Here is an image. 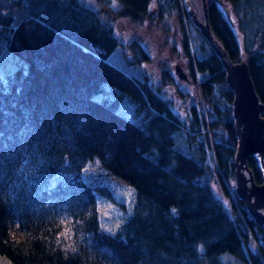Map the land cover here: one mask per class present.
I'll return each instance as SVG.
<instances>
[{"label": "trees", "instance_id": "obj_1", "mask_svg": "<svg viewBox=\"0 0 264 264\" xmlns=\"http://www.w3.org/2000/svg\"><path fill=\"white\" fill-rule=\"evenodd\" d=\"M9 1L28 16L16 23L0 10V45L28 68L8 87L0 79V253L15 264H225L217 255L228 251L264 264V229L235 193L228 212L213 187L215 178L226 192L234 186L233 92L185 0L167 3L192 34L183 45L195 82L206 73L198 85L214 114L210 131L202 109L193 106L187 127L152 83L108 60L121 41L82 0ZM119 1L120 15L141 20L150 13L152 0ZM208 11L215 36L240 60L241 42L216 1ZM247 61L264 103V51ZM126 96L128 115L117 110ZM96 156L108 171L100 174L136 189L114 232L100 226L95 206L99 195H111L108 182L81 175Z\"/></svg>", "mask_w": 264, "mask_h": 264}, {"label": "rangeland", "instance_id": "obj_2", "mask_svg": "<svg viewBox=\"0 0 264 264\" xmlns=\"http://www.w3.org/2000/svg\"><path fill=\"white\" fill-rule=\"evenodd\" d=\"M82 1L87 6L99 11L101 19L114 27V31L121 41V45L117 46L107 57L108 60L129 74L147 79L152 83L158 92L171 102L174 110L181 116L180 118L183 119L187 127L194 119L193 106L202 109L206 118L205 127L210 131V120L214 114L210 113L211 106L198 85L199 79L206 73L196 75V83L194 76L192 81H186L178 78L174 71L177 63L184 66L191 64L192 56L186 54L182 47L186 38L189 41L192 40V34L184 15L182 14L183 27L179 17L180 11L171 10L167 3L169 0H152L149 15L141 20L120 15L118 11L121 2L119 0ZM191 2L196 8L199 18L204 19L203 12H201V0H192ZM222 9L226 10V14L233 22L238 41L241 42L242 55L240 58L247 60L249 54L254 50L264 51V44L261 40L264 35V0H241L236 3L225 0ZM0 10L13 14L16 23L28 16L25 10L9 0H0ZM197 42H199L198 37H196ZM5 47L0 45V79L8 87L16 75L15 73L27 71L28 62L19 54ZM139 47L144 49L146 56ZM169 76H173V81ZM0 87L2 86L0 85ZM131 109V99L126 96L117 110L128 115L125 111L128 112ZM182 147L186 148L185 142ZM98 162L99 158L96 156L94 161L87 164L81 175L90 183H95L97 180L108 182L111 195H99L95 206L98 208L100 226L114 232L117 225H120L130 213L136 189L134 185L119 176L114 175L113 178L108 179L105 175L100 174L108 171ZM208 162L213 165L215 161L209 156ZM233 183L235 185L234 180ZM213 184L214 190L222 198L226 210L233 213L230 192L235 193L234 186H231L229 192H226L217 178ZM198 245L201 251L204 250L202 242H198ZM217 257L225 264H248L233 252L223 251ZM12 261L7 255L0 253V264H15Z\"/></svg>", "mask_w": 264, "mask_h": 264}, {"label": "water", "instance_id": "obj_3", "mask_svg": "<svg viewBox=\"0 0 264 264\" xmlns=\"http://www.w3.org/2000/svg\"><path fill=\"white\" fill-rule=\"evenodd\" d=\"M191 1H184L186 12L220 59L226 74V84L233 92L232 115L235 136L238 138L234 156V190L239 199L244 202L257 227L264 229V103L256 93L248 61L234 60L223 43L215 36L209 22L208 0H201V12L204 19L199 18ZM174 69L178 78L190 80L188 72L181 63L175 64ZM250 158L255 161L260 181H257L255 177L254 168L249 163Z\"/></svg>", "mask_w": 264, "mask_h": 264}, {"label": "flooded vegetation", "instance_id": "obj_4", "mask_svg": "<svg viewBox=\"0 0 264 264\" xmlns=\"http://www.w3.org/2000/svg\"><path fill=\"white\" fill-rule=\"evenodd\" d=\"M215 1H216V0H215ZM208 2H209V4H210V2H212V1H211V0H208ZM216 3L218 4L220 10L223 11V14H224V16L226 17V20L230 22V24L232 25V27H233L234 30H235V26L233 25V22L231 21V19L228 17V15H227L226 12H225L226 10H223V9H222L223 4L225 3V0H223V2H220V0H217ZM235 33H236V32H235ZM182 44H184V43H182ZM182 47H183V49H184V45H182ZM184 52H185V50H184ZM184 63H185V62H184ZM185 64H186V63H185ZM181 65H182V64H181ZM183 67H184V69L188 72L189 78H190V80L192 81V75H191L192 73H191V66H190V64H189V65H186V66L183 65Z\"/></svg>", "mask_w": 264, "mask_h": 264}, {"label": "snow or ice", "instance_id": "obj_5", "mask_svg": "<svg viewBox=\"0 0 264 264\" xmlns=\"http://www.w3.org/2000/svg\"><path fill=\"white\" fill-rule=\"evenodd\" d=\"M172 211L175 212L176 209H173ZM117 227H119V225H117ZM62 235H67V233L66 232L65 233H62Z\"/></svg>", "mask_w": 264, "mask_h": 264}]
</instances>
